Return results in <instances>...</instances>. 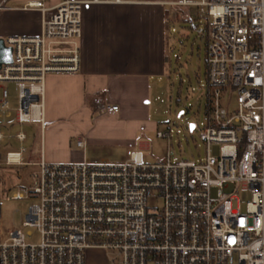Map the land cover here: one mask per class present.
I'll return each instance as SVG.
<instances>
[{
	"label": "built area",
	"instance_id": "built-area-1",
	"mask_svg": "<svg viewBox=\"0 0 264 264\" xmlns=\"http://www.w3.org/2000/svg\"><path fill=\"white\" fill-rule=\"evenodd\" d=\"M149 1L27 3L41 12V31L4 40L12 60L0 67V119L41 123L45 76L80 70L83 4ZM166 3L195 7L209 20L205 116L188 124L190 131L199 127L205 157L171 160L167 150L155 162L141 151L119 163L40 160L31 184L12 194L38 200L22 227L34 228L39 242L27 241L30 231H8L0 237V264H86L89 249L105 250L108 264H264V0ZM11 82L14 112L5 86ZM7 138L23 143L27 133L0 129V142ZM212 145L219 146L216 156ZM21 161L20 151L6 154L7 163ZM241 192L249 195L244 206Z\"/></svg>",
	"mask_w": 264,
	"mask_h": 264
},
{
	"label": "crops",
	"instance_id": "crops-1",
	"mask_svg": "<svg viewBox=\"0 0 264 264\" xmlns=\"http://www.w3.org/2000/svg\"><path fill=\"white\" fill-rule=\"evenodd\" d=\"M34 1L39 0H0V38L40 33L41 12L25 8ZM43 1L50 8L61 0ZM166 1L83 4L80 70L45 76L43 120L35 122L37 154L33 146H24L29 134L20 126L14 131H26L27 140L0 142H14L0 151V165L37 167L40 160L119 163L133 151H148L150 134L159 131L151 121V104L157 83L167 71V22L176 14L166 9L170 5ZM99 103L117 105L118 110L100 111ZM10 118L14 121V115ZM0 129L7 135L14 132L7 125ZM78 139L84 143L80 147ZM19 151L21 163L6 162L8 152Z\"/></svg>",
	"mask_w": 264,
	"mask_h": 264
},
{
	"label": "rangeland",
	"instance_id": "rangeland-1",
	"mask_svg": "<svg viewBox=\"0 0 264 264\" xmlns=\"http://www.w3.org/2000/svg\"><path fill=\"white\" fill-rule=\"evenodd\" d=\"M166 9L176 13L175 18L167 22L166 54L167 71L157 83L151 104V121L159 131L168 130L170 138H158L151 133V147L143 154L148 161H162L166 151L171 152V160L189 159L199 160L205 157V144L199 139V127L190 131L188 124H199L204 120V104L207 90V18H202L195 7L187 8L179 5H168ZM9 91L10 108L14 112L17 106V92L14 83H6ZM183 112L180 116L179 113ZM1 125H7L11 131L22 126L28 131L29 143L25 147L33 146L37 154L39 127L35 122L15 124L14 121L0 120ZM7 129V127H4ZM14 145L8 140L0 144V151ZM20 145L17 147L19 148ZM210 153L218 155L219 146L212 145ZM38 167L1 166L0 165V237H5L8 231L22 229L30 231L32 236L28 242H39V234L32 228L22 227V222L32 204L38 203L36 198L25 197L13 199L12 193L19 187H27L32 180V174ZM18 174L21 176L18 177ZM243 206L249 199L246 192L239 193ZM86 264H108L107 253L102 249H89L85 253Z\"/></svg>",
	"mask_w": 264,
	"mask_h": 264
},
{
	"label": "water",
	"instance_id": "water-1",
	"mask_svg": "<svg viewBox=\"0 0 264 264\" xmlns=\"http://www.w3.org/2000/svg\"><path fill=\"white\" fill-rule=\"evenodd\" d=\"M11 52L12 49L9 46H6L4 40L0 38V67L2 64L10 63L11 62ZM183 112H180L178 116H180ZM193 127L190 124V129Z\"/></svg>",
	"mask_w": 264,
	"mask_h": 264
}]
</instances>
